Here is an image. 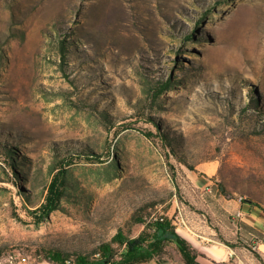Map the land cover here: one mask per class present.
<instances>
[{"label": "rangeland", "instance_id": "374dc122", "mask_svg": "<svg viewBox=\"0 0 264 264\" xmlns=\"http://www.w3.org/2000/svg\"><path fill=\"white\" fill-rule=\"evenodd\" d=\"M168 77L156 103L142 94ZM72 147L101 160L67 165L68 195L37 224L53 153ZM219 199L246 203L233 217L264 235V0H0V264L137 236L135 217L220 218Z\"/></svg>", "mask_w": 264, "mask_h": 264}, {"label": "trees", "instance_id": "16d2710c", "mask_svg": "<svg viewBox=\"0 0 264 264\" xmlns=\"http://www.w3.org/2000/svg\"><path fill=\"white\" fill-rule=\"evenodd\" d=\"M202 16L201 18H204V15ZM194 27L197 28L198 25L195 24ZM192 36L193 31L184 35L186 41ZM64 41L65 39L63 38L57 41L62 58L66 50ZM171 82L172 79L170 77L165 80L150 82L151 85L143 87L142 94H145L150 99V102L156 103L157 98L163 92L169 90ZM103 116L104 119L109 121L110 117L108 115L103 113ZM152 122L156 125V134L160 136L162 143L171 150L177 160L184 161L175 152L176 140L160 132L158 124L155 121ZM142 134L148 138H153L154 136L150 131H145ZM12 153H14V150H9L6 153L8 158L13 156ZM53 154L54 158H52L49 168L50 179L47 184L41 187V192L39 193L42 196V200L36 208L30 209L32 218L37 224L45 220L54 210L60 209L62 200L68 195L67 193L71 185L67 177V165L72 164L74 159L84 158L88 162L101 160V152L87 148H66L63 151H54ZM14 175L16 178L18 177L16 172ZM27 176L28 173L25 172L22 179L29 181L34 190L36 187L35 181ZM111 177H107V180L111 179ZM25 191L23 188L19 193L20 196L31 202L30 196L25 194ZM241 201L244 202L243 199ZM135 221L144 226L137 236L129 237L122 231L116 230L109 240L100 242L88 251L82 249L75 252H68L62 248L47 246L41 249L43 258L52 264H143L151 260L156 264H170L165 255H167L166 252L168 249H171L179 257L181 264H199L197 256L201 253L191 242L176 232V227L172 224L170 218L163 217L162 220H153L152 218L150 221H146L141 217H135ZM238 224L241 228L243 227L248 231V234L264 244V235L261 231L243 222L239 223L238 221ZM249 246L251 247L253 244L249 243ZM253 254L256 258L260 259L256 251H253Z\"/></svg>", "mask_w": 264, "mask_h": 264}, {"label": "crops", "instance_id": "0c3cea01", "mask_svg": "<svg viewBox=\"0 0 264 264\" xmlns=\"http://www.w3.org/2000/svg\"><path fill=\"white\" fill-rule=\"evenodd\" d=\"M222 207L220 218L213 219L211 216H206L205 213L188 214L185 212L183 215L186 219L187 226L176 228V232L182 237L191 242L197 250L201 253L197 256L199 264H263L252 253L251 249L242 245L237 241L236 234H240L241 227L238 220L253 226L249 221L243 218L237 219L233 217L237 211L244 215L246 203L234 201L230 203L228 200H218ZM207 207V206H206ZM232 212V213H230ZM232 214V215H227ZM227 215V216H226ZM236 216V215H235ZM242 216V215H241ZM230 236L232 242L228 243ZM258 245H264L258 243ZM234 258H228L230 252ZM262 256V254L260 253ZM143 264H156L154 261H148Z\"/></svg>", "mask_w": 264, "mask_h": 264}, {"label": "built area", "instance_id": "2783aa9c", "mask_svg": "<svg viewBox=\"0 0 264 264\" xmlns=\"http://www.w3.org/2000/svg\"><path fill=\"white\" fill-rule=\"evenodd\" d=\"M239 200H240V198H239ZM241 215H243V214L240 211H237L236 216L240 217ZM155 219L162 220L163 217L162 216L154 217L153 220H155ZM171 222H172L173 225H176V226H181V227L187 226L186 219L184 218V216L182 215L181 212L176 213L173 216V218L171 219ZM233 254L234 253L232 251L229 253L230 256H232ZM22 260H23L22 262L26 261L25 258H22Z\"/></svg>", "mask_w": 264, "mask_h": 264}]
</instances>
